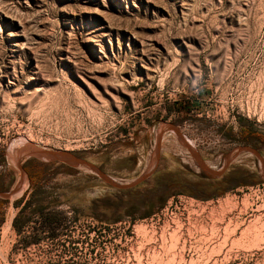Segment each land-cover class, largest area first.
<instances>
[{"label": "rangeland", "instance_id": "374dc122", "mask_svg": "<svg viewBox=\"0 0 264 264\" xmlns=\"http://www.w3.org/2000/svg\"><path fill=\"white\" fill-rule=\"evenodd\" d=\"M0 192V264H264V0H0Z\"/></svg>", "mask_w": 264, "mask_h": 264}, {"label": "trees", "instance_id": "16d2710c", "mask_svg": "<svg viewBox=\"0 0 264 264\" xmlns=\"http://www.w3.org/2000/svg\"><path fill=\"white\" fill-rule=\"evenodd\" d=\"M250 136L248 133L244 135V138ZM256 136V135H255ZM24 168L28 174L30 180V186L35 188V192L31 195H36V193L40 192L39 188L41 187L43 181H45L46 175H48L50 169H54V165L48 163H42L35 160L27 161L24 164ZM52 172H56L53 170ZM31 198L26 200L18 215L13 219L12 225L18 229L29 221L30 214H39L44 218V222L49 226L53 223H56L57 217L61 214V212L55 210L56 200L51 199L49 201H45L44 199H36L34 203Z\"/></svg>", "mask_w": 264, "mask_h": 264}, {"label": "water", "instance_id": "95a60500", "mask_svg": "<svg viewBox=\"0 0 264 264\" xmlns=\"http://www.w3.org/2000/svg\"><path fill=\"white\" fill-rule=\"evenodd\" d=\"M173 129V128H172ZM193 152V151H192ZM26 154L28 156L34 157L35 161L42 162V163H50V162H62L69 164L71 166H84L86 167L92 174L97 175L102 180H104L106 183L111 185H118L116 182H114L110 176L105 174L103 171H101L98 167L95 165L89 163L88 161L84 160L83 158L79 157L78 155L66 151V150H50L45 149L42 147H38L35 145H28ZM194 157L197 159V163L199 168L204 172L202 175H210L213 173L210 169H208L201 159L198 158V156L193 152ZM22 169V168H21ZM215 174H219L216 172ZM10 194V192H0V197H7Z\"/></svg>", "mask_w": 264, "mask_h": 264}, {"label": "crops", "instance_id": "0c3cea01", "mask_svg": "<svg viewBox=\"0 0 264 264\" xmlns=\"http://www.w3.org/2000/svg\"><path fill=\"white\" fill-rule=\"evenodd\" d=\"M213 173H211L210 175H214V176H217L218 174H215L216 172H219V171H217L216 169H210ZM219 176V175H218Z\"/></svg>", "mask_w": 264, "mask_h": 264}, {"label": "bare ground", "instance_id": "6f19581e", "mask_svg": "<svg viewBox=\"0 0 264 264\" xmlns=\"http://www.w3.org/2000/svg\"><path fill=\"white\" fill-rule=\"evenodd\" d=\"M12 197H13V196H12ZM12 197H11V198H12Z\"/></svg>", "mask_w": 264, "mask_h": 264}]
</instances>
